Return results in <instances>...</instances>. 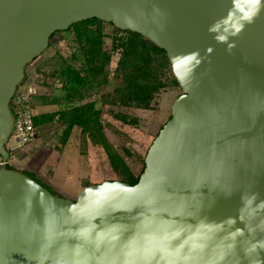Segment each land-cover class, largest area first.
Listing matches in <instances>:
<instances>
[{
	"label": "clouds",
	"instance_id": "1",
	"mask_svg": "<svg viewBox=\"0 0 264 264\" xmlns=\"http://www.w3.org/2000/svg\"><path fill=\"white\" fill-rule=\"evenodd\" d=\"M238 3L232 0L227 16L208 28L229 54L237 48L234 38L264 11V0H244L243 11ZM154 11L166 15L158 7ZM213 51L207 49L209 55ZM204 59L199 51L172 58V72L188 93L182 100L199 86L196 71ZM181 109L192 117L204 114L203 109L196 115ZM261 113L246 111L249 126L233 131L227 143L207 139L191 144L192 126L182 122L165 163L130 207L113 209V198L127 187L119 181L83 189L75 204L56 205L55 223L45 219L43 209L36 215L38 195L27 198V183L11 207L0 198V264H21L16 256L24 264H264V200L253 184L239 186L238 175L241 167L251 171L264 166L262 134L243 138ZM105 188L108 196L97 195ZM241 190L238 216L217 221L204 214L217 195L231 197Z\"/></svg>",
	"mask_w": 264,
	"mask_h": 264
},
{
	"label": "water",
	"instance_id": "2",
	"mask_svg": "<svg viewBox=\"0 0 264 264\" xmlns=\"http://www.w3.org/2000/svg\"><path fill=\"white\" fill-rule=\"evenodd\" d=\"M243 4L244 0H239L241 11ZM156 7L166 15L157 14ZM231 9L232 0H0V154L5 159L10 156L7 143L14 124L11 100L25 78L27 65L49 46L56 31L84 19L99 18L120 29L140 33L163 48L170 63L177 55L193 51H199L205 59L196 71L199 86L184 100L188 94L184 82L174 74L183 92L175 98L170 118L149 146L138 182L107 179L83 189L96 188L104 181H119L127 187L113 198V209L130 207L165 163L182 122L192 126L188 133L191 144L207 139L227 143L233 131L249 126L246 111L253 114L262 111L253 130L245 132L243 138L262 134L260 150L264 155V11L239 38H234L237 48L229 54L227 45L217 43L208 28L226 17ZM208 48L214 50L211 55ZM181 108L193 115L201 114L203 109L204 114L192 117ZM238 175L239 186L253 184L252 190L264 200V166L251 171L241 167ZM26 183L27 198L31 200L38 195L36 215L39 217L43 209L47 212L45 219L51 223L57 219L56 205L75 204L83 195V189L76 198L57 195L17 168H0V198L10 207L22 196ZM97 195L106 197L109 191L105 188ZM241 195L242 190L231 197L217 195L216 203L204 214L217 221L238 216ZM3 209L4 204L0 203V211ZM15 259L24 264L22 257Z\"/></svg>",
	"mask_w": 264,
	"mask_h": 264
},
{
	"label": "rangeland",
	"instance_id": "3",
	"mask_svg": "<svg viewBox=\"0 0 264 264\" xmlns=\"http://www.w3.org/2000/svg\"><path fill=\"white\" fill-rule=\"evenodd\" d=\"M97 26L95 22L79 24L81 39L74 26L56 31L49 46L27 65L19 89L33 86L39 90L35 97L36 115L93 103L99 111L101 131L107 141L125 159L131 172L139 176L144 170L149 146L170 118L172 104L183 90L179 84L170 83L175 76L168 56L164 59L155 55L154 70L166 86L154 93L149 108L139 107L133 102L124 104L126 95L123 88L130 68L129 64L121 63L124 48L117 44L127 40L131 34L112 22L102 21L101 53L92 63L88 61L92 56V44L85 34H96ZM92 66L97 67L95 73ZM69 68L88 78L87 83L78 86L74 94L67 84ZM66 127L59 116L38 126L35 140L10 151L11 166L32 175L57 195L56 192H62L61 188H66L64 175L76 169H90L100 181L126 179V174L114 170L103 145L95 144L82 127L74 126L64 143ZM87 183L93 182L88 180Z\"/></svg>",
	"mask_w": 264,
	"mask_h": 264
},
{
	"label": "trees",
	"instance_id": "4",
	"mask_svg": "<svg viewBox=\"0 0 264 264\" xmlns=\"http://www.w3.org/2000/svg\"><path fill=\"white\" fill-rule=\"evenodd\" d=\"M102 21L103 20L99 18H89L81 20L79 22H75L70 26L76 27L77 35L79 36V39H81L82 32L80 31L81 29L79 28V24H85L89 22L97 23L98 26L96 34L94 32L85 34V37L92 44L90 47L92 56L88 57V61H92V63H95V58L101 53V46L103 42L101 34ZM129 33L131 34V36L127 40H123L122 42H119V44H117L124 48L121 63L126 66H128L127 64H129L128 67L130 68L126 76L127 84L123 88L126 95V99L123 100V102L126 105L133 102L139 107L149 108L154 97V93L158 92L162 87L166 86V83L162 82V80L158 78L154 70V56L161 55L164 59H167V54L163 48H160L150 40L144 38L140 33L130 30ZM92 67V72L95 73L97 67ZM87 81V76H83L72 70V68H69L67 72V84L70 86L69 89L71 90V93H76L79 88L78 86L84 85L85 83H87ZM170 83L178 84V81L175 77H173L170 80ZM98 113L99 111L94 108L93 103H84L73 106L67 110L42 112L40 114H37L34 117V124L36 126H41L47 122L52 121L56 116H59L60 119H63L64 123L67 124V127L64 131V143L70 136L74 126L82 127V130L89 134L95 144L103 145L114 170L126 174L127 177L123 180L129 182L130 184L137 183L140 175L135 176L131 172L125 159L114 149L113 145H111L107 141L104 133L101 131ZM8 167L12 166L9 165ZM30 176L33 177L32 175ZM36 180L40 182L38 179ZM44 186L49 188L47 185Z\"/></svg>",
	"mask_w": 264,
	"mask_h": 264
},
{
	"label": "built area",
	"instance_id": "5",
	"mask_svg": "<svg viewBox=\"0 0 264 264\" xmlns=\"http://www.w3.org/2000/svg\"><path fill=\"white\" fill-rule=\"evenodd\" d=\"M39 90L33 86L25 89L17 88L13 99L11 100V110L13 113L14 124L12 133L7 143L9 151L16 150L23 145L31 143L38 136V126L34 124L35 97ZM11 165L10 156L5 159L0 154V168Z\"/></svg>",
	"mask_w": 264,
	"mask_h": 264
},
{
	"label": "crops",
	"instance_id": "6",
	"mask_svg": "<svg viewBox=\"0 0 264 264\" xmlns=\"http://www.w3.org/2000/svg\"><path fill=\"white\" fill-rule=\"evenodd\" d=\"M108 159V158H107ZM80 171V172H79ZM77 169L72 170L69 174L64 175L67 178L66 188H61L62 192H56L58 195L68 196L71 198H76L80 191L88 184V180H92L93 183H98L100 180H97L98 177L94 176L90 169ZM81 174V176H79ZM95 177V178H94ZM101 182V181H100ZM52 190V189H51ZM53 191V190H52Z\"/></svg>",
	"mask_w": 264,
	"mask_h": 264
}]
</instances>
